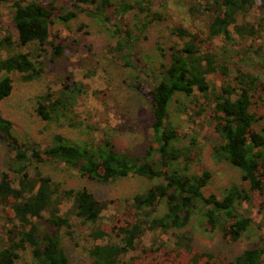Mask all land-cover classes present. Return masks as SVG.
Returning a JSON list of instances; mask_svg holds the SVG:
<instances>
[{"label":"trees","instance_id":"16d2710c","mask_svg":"<svg viewBox=\"0 0 264 264\" xmlns=\"http://www.w3.org/2000/svg\"><path fill=\"white\" fill-rule=\"evenodd\" d=\"M58 1L0 0V6L12 4V28L16 32V39L10 29H7L5 37L0 38V105L13 90L9 74H21L25 81L41 76L45 63L39 61L40 51L49 63L65 58L69 43H56L51 39V27L56 21L68 22L85 14L109 23V10L123 18L136 8L147 13V17L152 16L151 21L144 23L143 29L154 21L162 20L149 5H143V0L119 5H115L113 0H73L74 10L64 13L58 12ZM254 8L264 11V0H205V5L199 4L191 9L194 15H208L209 22L204 33H192L182 25L173 26L169 28L170 36L176 37L178 42L170 41L166 48L157 43L164 61L160 82L146 93L152 105L154 121L153 138L145 157L128 156L119 151L111 139L81 146L70 143L61 134L55 135L52 145L45 149L38 148L37 144L29 148L14 136L12 122L0 113V141L15 152L9 170L0 177V214L8 210L4 220L11 225L6 231V243L0 249V264H17L28 250L38 264H69L63 235L71 241L76 240L73 217L90 228L86 240L92 264H132L137 257H127L136 249L147 230L174 235L172 264H183L185 256L191 257L188 264H224L215 254L195 253L193 238L179 233V230L189 226L197 214L206 220L208 232H215L217 224L221 223L223 238L228 243L237 242L252 226L250 218L238 213L239 205L251 201V196L235 186L223 199L216 195L207 196L203 192L212 174L208 171L199 175L187 173L192 162L191 149L176 145L182 137L178 129L169 125V110L173 98L182 94L192 98L198 108L194 110L196 116L211 111L215 131L222 139V143L214 149L215 158L224 159L239 168L243 180L250 184V191L264 206V115L261 112L264 84L258 75L247 71L242 64L221 60L213 46L215 39L231 43L234 40L232 27L242 38H259L264 24H238L239 17H245ZM115 34L120 35L115 44L120 57L126 67L133 68L134 55L130 51L138 35L131 29H126L124 34L121 26L116 27ZM34 44L38 45V51L33 57L22 51ZM4 52L8 53L5 58ZM261 61L260 68L264 70V56ZM216 77L221 81L220 85L216 83ZM66 79L70 80L71 76L67 75ZM61 85L59 92L48 90L40 97L38 115L45 121L66 118L70 127L86 126L94 131L83 119L76 120L71 108L72 94L79 88L66 82ZM133 85L144 93L141 84ZM195 143L194 139L192 144ZM154 153L159 161H147ZM50 160L59 161L68 169L78 170L82 177L99 182L137 175L157 183L145 193L135 195L133 206L129 207L132 210H127L113 227L107 228L103 221L107 201L99 200L87 189H64L40 170L29 169L33 164ZM180 161L183 169H178ZM12 173L18 178L19 188L14 187ZM71 202V209L62 214V206ZM162 206L166 211L157 217L156 213ZM45 213L48 217L44 216ZM114 238L119 241H113ZM156 251L148 249L146 254ZM229 264H264V244L246 249Z\"/></svg>","mask_w":264,"mask_h":264},{"label":"rangeland","instance_id":"374dc122","mask_svg":"<svg viewBox=\"0 0 264 264\" xmlns=\"http://www.w3.org/2000/svg\"><path fill=\"white\" fill-rule=\"evenodd\" d=\"M140 0H113L115 5L122 3H136ZM143 5H149L152 11L160 14L161 21H154L149 27L143 29L144 23L151 21L152 16L139 11V8L129 12L125 17L113 15L109 10L111 22L103 23L99 19H93L85 14L68 21H56L51 27L52 41L69 43L65 52V58L56 63H49L41 53L39 61H43L44 71L41 76L32 81H25L21 74L11 73L13 81L11 95L2 101L0 105L1 115L12 122L14 136L32 148L37 144L40 149L52 145L55 135L61 134L70 143L86 146L94 142L98 144L103 139H111L119 151L130 157H145L151 145L154 114L148 95L161 80V64L164 59L157 49V43L162 46L170 45V41H177L171 37L169 28L182 25L192 33H204L207 30L208 15L192 14V7L199 4L205 5V0H143ZM58 12L74 10L73 0H59ZM11 3L0 6V29L5 37L10 29L16 39V32L12 28ZM251 22L264 24V11L254 8L245 17L240 16L238 24ZM121 26L125 34L126 29H131L138 35V40L130 51L133 68L126 67L115 44L120 35L115 34L116 27ZM123 26H126L124 28ZM141 29V30H138ZM234 40L227 43L221 39L213 41L214 50L222 58L221 60L233 64L238 62L247 71L258 75L264 84V70L260 68L261 59L264 56V30L259 38H242L231 28ZM38 45L22 49L24 53L33 54L38 51ZM48 49H51L48 47ZM8 53L4 52L3 57ZM71 79L67 80L66 76ZM213 77L212 79H214ZM216 83L221 81L216 77ZM63 82L76 84L79 91L72 94L71 108L75 112V119H83L91 125L94 131L86 126L70 127L69 121L63 118L59 121H45L37 113L38 100L48 90L59 92ZM133 83L141 84L144 93L134 87ZM192 98L182 94L176 95L170 105L169 125L178 129L182 138L176 145L182 149L190 148L191 164L187 173L199 175L210 172L212 178L203 192L216 195L223 199L232 187L245 190L251 196V201H244L238 207V213L252 220L251 229L242 238L234 243H228L223 238L221 223L211 233L206 230V220L195 215L189 226L179 233H186L193 238L194 252H208L215 254L229 264L243 251L249 248L263 246L264 239V206L260 199L250 191V184L243 180L242 171L230 162L217 159L214 149L222 143L221 137L215 131V123L211 119V111L196 116ZM264 115V106L261 107ZM264 125V122H263ZM195 144H192L193 140ZM37 148V147H36ZM15 152L0 141V177L8 171ZM147 160V159H146ZM147 161H159L155 153L148 157ZM178 169L184 165L179 162ZM30 171L40 170L45 176H49L64 189L80 191L87 189L101 201H107V209L103 212V221L107 228L113 227L122 214L133 206V197L145 193L157 181H149L146 178L130 175L127 178L111 180L104 183L82 177L78 170L68 169L59 161H46L33 164ZM14 187L19 188L18 178L12 173ZM70 204L62 206V214L68 213ZM7 210V208H4ZM166 208L162 206L156 213L162 216ZM134 212V211H133ZM136 212V210H135ZM9 211L0 214V249L6 243V231L11 227L4 220ZM48 217V213L44 214ZM120 222V221H119ZM118 222V223H119ZM76 240L71 241L63 235V246L69 257V264H92L87 253V240L90 228L81 224L73 217ZM6 227V228H5ZM118 242L119 239L114 238ZM174 235L171 232L154 233L147 230L135 250L131 251L127 259L136 258L132 264H172L174 250ZM107 242V240H106ZM148 249L158 251L151 255L146 254ZM191 257L185 256L183 264H188ZM17 264H38L32 257L30 250L22 254Z\"/></svg>","mask_w":264,"mask_h":264}]
</instances>
